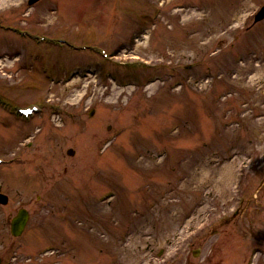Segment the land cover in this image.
<instances>
[{"label": "rangeland", "instance_id": "obj_1", "mask_svg": "<svg viewBox=\"0 0 264 264\" xmlns=\"http://www.w3.org/2000/svg\"><path fill=\"white\" fill-rule=\"evenodd\" d=\"M27 3L0 1L3 264H243L248 247L264 243V189L262 207L230 216L247 174L264 179L252 172L264 169V20L254 21L264 0ZM145 12L147 33L133 42ZM2 25L30 28L33 38ZM40 32L109 51L126 40L121 56L155 66L116 72V57L99 64L100 54L57 48ZM88 56L90 74L68 78ZM177 64L180 84L169 89ZM36 102L43 110L29 119L10 114ZM109 189L116 196L103 200ZM21 207L31 218L16 237Z\"/></svg>", "mask_w": 264, "mask_h": 264}, {"label": "water", "instance_id": "obj_2", "mask_svg": "<svg viewBox=\"0 0 264 264\" xmlns=\"http://www.w3.org/2000/svg\"><path fill=\"white\" fill-rule=\"evenodd\" d=\"M35 1H37V0H31L30 2H35ZM262 18H264V6L256 15V20H260ZM67 152H68V154H71V155L75 154V150L73 148H69ZM0 201L2 203H7L8 202V196L6 194L0 193ZM28 218H29L28 211L25 208H21L19 210L18 214L16 216H14V218L12 220V233L14 235H18L23 231V229H24V227L28 221Z\"/></svg>", "mask_w": 264, "mask_h": 264}, {"label": "bare ground", "instance_id": "obj_3", "mask_svg": "<svg viewBox=\"0 0 264 264\" xmlns=\"http://www.w3.org/2000/svg\"><path fill=\"white\" fill-rule=\"evenodd\" d=\"M1 1V0H0ZM220 178H221V183L223 184H227L229 182V179L231 180V178L233 177V165L228 164L224 167V169L222 170L221 174H220Z\"/></svg>", "mask_w": 264, "mask_h": 264}]
</instances>
